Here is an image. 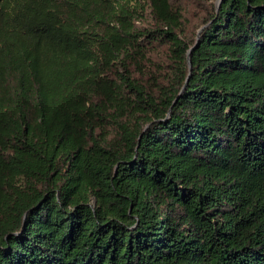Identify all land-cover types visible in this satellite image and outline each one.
Here are the masks:
<instances>
[{"label": "trees", "instance_id": "16d2710c", "mask_svg": "<svg viewBox=\"0 0 264 264\" xmlns=\"http://www.w3.org/2000/svg\"><path fill=\"white\" fill-rule=\"evenodd\" d=\"M0 264H264V0H0Z\"/></svg>", "mask_w": 264, "mask_h": 264}, {"label": "water", "instance_id": "95a60500", "mask_svg": "<svg viewBox=\"0 0 264 264\" xmlns=\"http://www.w3.org/2000/svg\"><path fill=\"white\" fill-rule=\"evenodd\" d=\"M215 3H216V7H218V5H219V3H220V0H216ZM200 29H201V28H200ZM200 29H199V30H200ZM196 43H197V42H196ZM188 62H189V61H188ZM189 65H190V63H189Z\"/></svg>", "mask_w": 264, "mask_h": 264}, {"label": "rangeland", "instance_id": "374dc122", "mask_svg": "<svg viewBox=\"0 0 264 264\" xmlns=\"http://www.w3.org/2000/svg\"><path fill=\"white\" fill-rule=\"evenodd\" d=\"M216 1V0H215Z\"/></svg>", "mask_w": 264, "mask_h": 264}]
</instances>
